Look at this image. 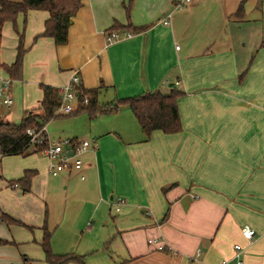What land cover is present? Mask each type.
Returning a JSON list of instances; mask_svg holds the SVG:
<instances>
[{
  "label": "crops",
  "instance_id": "obj_1",
  "mask_svg": "<svg viewBox=\"0 0 264 264\" xmlns=\"http://www.w3.org/2000/svg\"><path fill=\"white\" fill-rule=\"evenodd\" d=\"M237 1L223 0L224 22L227 15L232 24L245 23L236 14L241 4ZM205 3L193 0L176 9L174 0H82L65 45L38 38L49 18L46 11L30 10L15 24L4 25L0 65L15 61L16 29L24 33L28 49L22 79L15 80L23 93V115L40 106L41 84L60 89L74 71L81 74V89L99 91L98 104L100 99L116 104L148 91L166 93L172 84L184 92L177 100L181 132L155 131L145 141V135H137L135 128L132 134L127 123L120 132L110 129L99 142L88 139L97 150L84 157L85 180L76 172L52 174L48 165V174L61 178L66 192L73 181L83 185L64 197V204L75 206L76 212L90 210L97 199L113 202L112 193L126 201L120 212L115 210L120 215L113 231H94L88 222L78 233L71 223L65 235L52 237L55 254L74 253L85 264H221L233 259L234 246L240 245L244 264H264V22L258 17V27L238 28L232 35L223 30L220 36L219 20L202 31L193 20ZM171 12L169 26L160 22ZM115 23L141 31L109 43L108 30ZM0 80L3 84L6 79ZM10 95L13 102L6 106L11 112L3 119L20 123L23 115L11 87ZM62 116L67 115L52 120ZM65 138L86 140L77 136L53 140ZM111 142L117 153L113 158L106 154ZM4 157L10 156L0 157V174ZM1 178L0 188H17L11 185L13 180L4 181L2 174ZM110 179L123 182V188L113 190ZM111 207L115 208L113 203ZM7 210H0V217ZM20 217L35 229L15 228L0 220V264H21V257L32 250L25 245H35L34 252L42 257L41 228L47 221L39 215L33 220ZM244 225L255 230L253 241L242 236ZM158 238L178 254L148 243ZM28 261L24 258L23 264H31Z\"/></svg>",
  "mask_w": 264,
  "mask_h": 264
},
{
  "label": "rangeland",
  "instance_id": "obj_2",
  "mask_svg": "<svg viewBox=\"0 0 264 264\" xmlns=\"http://www.w3.org/2000/svg\"><path fill=\"white\" fill-rule=\"evenodd\" d=\"M229 1L236 3V0ZM242 1L244 0H238L237 4ZM205 2V5L198 10V13L195 15L193 20L195 27H201L202 31H205L208 27H213L215 23L219 22V20L221 21V31L219 32L220 36L223 30H226L228 34L232 35V33L238 28L250 29L252 24L254 27H258L260 25V23L256 21L258 17H260V19L264 22V0L244 1V12L242 18L245 20V23L243 24H232L230 20L231 17L227 15L224 22L223 16L225 12L223 0H205ZM227 14L229 15L230 13L227 11ZM180 46H183L182 42L179 43L178 47L180 48ZM3 77L4 79L11 81L7 73L0 69V79H3ZM11 82V94L13 95L14 103L16 102L17 106L20 107L18 112L21 117L23 115V93L22 91H18L16 89L17 87H15V81ZM1 87L2 83L0 80V88ZM102 100L103 99H100V101ZM100 101V106L107 104L106 102L102 103ZM11 109H13V107H11ZM9 112H11V110L7 108V106L3 103V99L0 98V117L7 120L6 116ZM16 115L17 113L15 112V116ZM127 123L129 124V130L132 134H134L133 128H135L137 135L139 134L143 136L144 133L128 106L120 107L117 112L97 114L95 117H91L89 113H82L76 116H62L52 120L46 127V131L48 134L47 137L50 140L58 137L77 136L81 139L86 138V140L97 139L99 142L100 137L108 133L110 129L113 128L115 131L120 132V130L126 128ZM37 135L39 136V133ZM110 139L111 138H107V140ZM100 149L102 152V147L99 146V150ZM106 154L109 158H113L117 154L114 143L111 142L108 144L106 147ZM48 165V158L44 152L34 153L26 157H4L1 162V174L4 181L6 180L9 182L11 180L15 181L20 179L27 169L37 170L38 175L35 179V181H37V185L33 186L31 192L28 194L24 195L20 186L17 188L9 187V190L0 188V210H3L4 208L8 209L10 212L7 210L5 213H9L8 215L12 218L20 220L23 223H26V221L20 216L33 220L39 215L40 218L47 221V226L49 231L52 232V237H54L55 234H58V237L65 235L71 226V223L72 225L74 224V229L78 233L84 232V227H86L88 222L92 223L94 231H113L115 221L119 219L120 215L119 213H116L115 208L111 207L113 202L110 200L99 201L97 199V201L93 202L94 206L91 207L90 210L76 212L75 206H66L64 204V197L65 194H69L68 192H71L74 189H81L83 185H81L78 181H73L69 191L66 192L64 189V181L61 178H54L48 174ZM1 174L0 183L2 182ZM109 185L113 190L118 187L123 188V182L118 181L117 179H110ZM16 191H19L18 196L14 194ZM112 194L114 195V199L118 198L116 193ZM95 209L96 212L94 213ZM31 224L33 225V223ZM11 226L19 229H25V227L18 224H11ZM24 247H30L32 250L31 252H28L26 256L21 257L19 260L21 264L25 263L24 258L29 259L31 264H45V256L42 249L39 248L42 253V257H39V254L34 252V249L36 248L35 245H25Z\"/></svg>",
  "mask_w": 264,
  "mask_h": 264
},
{
  "label": "trees",
  "instance_id": "obj_3",
  "mask_svg": "<svg viewBox=\"0 0 264 264\" xmlns=\"http://www.w3.org/2000/svg\"><path fill=\"white\" fill-rule=\"evenodd\" d=\"M244 1L241 2L236 13L238 16H243ZM81 7L82 0H22L20 2L0 0V44L3 28L7 22L15 24L20 14L26 15L30 10H40L48 12L49 18L45 22L44 32L38 38L50 37L54 39L55 44L65 45L68 42V32L73 18ZM126 9L128 16H130V8ZM136 29L132 28L130 24L122 26L119 23H115L108 32L119 30L131 33V31ZM137 30L141 31V29ZM16 33L18 35V46L15 61L11 65H0L12 81L22 79L24 58L28 52L24 43V33L17 29ZM245 74L246 72L240 75V81L244 79ZM40 88L44 93L40 106L37 109L25 111L20 123L8 122L0 118L1 157L11 155L29 156L43 152L46 149L48 145L46 133L43 134L45 139L41 145H32L31 136L27 134V131L32 129L38 132L46 127L52 119L58 117L56 112L60 106V92L59 89L48 85L41 84ZM98 93L99 91L96 89H82L79 96L80 98L85 95L88 96V103L79 105L75 111L67 116L89 113L91 117H95L97 114L117 112L121 106H128L145 135V141H148L155 131H161L164 134H176L182 131L177 100L184 95V92L176 89L175 86L171 87L166 93L161 90L148 91L136 97L121 99L116 104L103 106L98 104ZM36 176V170H26L20 179L11 181V185L20 186L24 193H29L31 192L33 179ZM167 190L165 188L163 191L167 192ZM0 220L7 225L18 224L29 230L34 229L33 226L12 218L6 213H2ZM41 229L43 237L40 246L44 252L46 264H85L83 257L77 254H55L51 246L52 232L49 231L46 222ZM1 243L3 242L0 241Z\"/></svg>",
  "mask_w": 264,
  "mask_h": 264
},
{
  "label": "built area",
  "instance_id": "obj_4",
  "mask_svg": "<svg viewBox=\"0 0 264 264\" xmlns=\"http://www.w3.org/2000/svg\"><path fill=\"white\" fill-rule=\"evenodd\" d=\"M176 9L184 8L188 3H191L193 0H175ZM172 12L169 13L166 18L160 22L169 26L171 24ZM131 33L125 31L114 30L109 32L107 40L109 43L119 41L125 38L131 37ZM82 83V77L79 71H74L69 81L59 89L60 95V106L56 112L59 115H69L75 111L79 105H86L89 101L88 96L80 98L79 94L82 90L80 88ZM11 81L5 80L0 88V98L3 99L5 105H11L13 100L10 95ZM46 128L44 127L38 132L35 130L29 129L27 134L31 136L32 145H41L45 139L43 134L45 133ZM39 133V136L37 135ZM48 145L43 151L48 160H49V171L52 174H59L62 172L69 173H81V180L86 179V175L83 173L85 165V155L90 151L97 150V144L88 140L77 141L74 139H56L50 140L47 137ZM2 156L0 152V157ZM126 201L118 197L113 199V205L117 212H120L121 207L124 206ZM91 228V225L88 226V229ZM242 236L249 240L253 241L256 232L249 226L244 225L241 229ZM148 243L159 251L171 252L173 255H177L178 251L168 246L161 238L158 239H149ZM235 255L233 259H224L221 264H244L242 261V247L240 245L234 246Z\"/></svg>",
  "mask_w": 264,
  "mask_h": 264
},
{
  "label": "water",
  "instance_id": "obj_5",
  "mask_svg": "<svg viewBox=\"0 0 264 264\" xmlns=\"http://www.w3.org/2000/svg\"><path fill=\"white\" fill-rule=\"evenodd\" d=\"M174 86H175L174 84L170 85V87H174Z\"/></svg>",
  "mask_w": 264,
  "mask_h": 264
}]
</instances>
